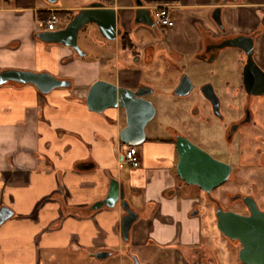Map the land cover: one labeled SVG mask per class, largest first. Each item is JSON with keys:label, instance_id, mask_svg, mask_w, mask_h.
<instances>
[{"label": "crops", "instance_id": "0c3cea01", "mask_svg": "<svg viewBox=\"0 0 264 264\" xmlns=\"http://www.w3.org/2000/svg\"><path fill=\"white\" fill-rule=\"evenodd\" d=\"M94 2L114 8L119 26L131 39L138 2L174 3V25L163 32L167 53L158 55L160 48L155 47L153 57L187 60L194 72L207 63L197 55L218 32L212 14L219 7L228 35L253 37V58L264 71V0H84L61 5L0 0V71L48 72L71 83L47 94L31 84L0 85V209L12 212L0 225V264H61L67 257L76 259V264H135L136 260L138 264H191L203 252L216 264H237L240 246L217 229L214 204L176 174L175 146L146 137L140 145L142 165L134 169L121 161V111L108 108L97 113L86 105L87 91L97 80L127 87L140 83L139 63L132 61L134 50L121 53L118 39L93 40L95 61L87 62L78 60L73 49L37 37L47 30L42 19L45 11L75 13ZM149 9L153 16L154 8ZM95 32L99 31L91 29V36ZM245 60L242 50L231 49L210 63L215 65L208 81L216 85L221 78L227 85H240L227 93H232L234 103L245 97ZM249 108L260 129H243L242 159L236 162L235 173L253 182L255 137L264 132V95L250 99ZM257 168L264 174V164ZM112 178L123 184L125 199L138 214L127 241L120 232L125 211L119 201L113 207L91 209L106 197ZM255 187L242 193L264 206V187ZM195 189H199L196 194ZM202 221L221 234L213 238L219 244L217 251L210 249ZM100 251L109 254L99 259L95 254Z\"/></svg>", "mask_w": 264, "mask_h": 264}, {"label": "water", "instance_id": "95a60500", "mask_svg": "<svg viewBox=\"0 0 264 264\" xmlns=\"http://www.w3.org/2000/svg\"><path fill=\"white\" fill-rule=\"evenodd\" d=\"M55 3L56 0H45ZM233 1V0H224ZM135 10V23L154 27L153 16L148 8L138 2ZM221 9L215 8L213 20L221 27ZM119 16L112 7L94 2L79 9L68 23L55 30H43L37 37L47 44H59L73 49L79 57L85 56L78 44L80 31L88 24L97 27L99 33L107 40H115L121 34L117 27ZM254 40L252 36L238 35L225 40L220 47L240 49L246 55L243 66V87L249 96L264 95V71L253 58ZM20 85H34L41 93L47 94L55 88H66L71 85L69 80L59 79L48 72H35L20 69H5L0 71V85L7 83ZM193 88V84L186 74L181 78L174 94L186 95ZM205 97L219 108V100L211 85L203 88ZM152 93L150 88H139L136 91L118 87L105 81L97 80L88 89L86 105L94 112L102 113L107 108L122 107L126 113V125L119 132L120 140L128 145L142 144L146 139L145 126L154 117L155 107L150 100L143 96ZM178 155L176 173L188 185L197 186L206 196L227 181L233 170L232 166L212 157L205 150L193 144L185 137L178 136L175 140ZM245 204L248 214L244 215L231 210H224L221 206L215 208L217 229L230 241L239 244L238 259L243 264H264V211L261 210L251 195L238 196ZM125 211L121 218L120 232L124 241L129 239L130 230L137 220L138 214L125 199L124 186L116 179L110 180L106 197L94 203L92 210L104 206L113 207L117 202ZM12 216V212L3 207L0 209V225ZM109 253L100 251L95 257L103 259Z\"/></svg>", "mask_w": 264, "mask_h": 264}, {"label": "rangeland", "instance_id": "374dc122", "mask_svg": "<svg viewBox=\"0 0 264 264\" xmlns=\"http://www.w3.org/2000/svg\"><path fill=\"white\" fill-rule=\"evenodd\" d=\"M81 1L84 0H58L55 4H77ZM75 13L57 12L56 26L60 27L67 24L69 18L71 19ZM91 29L93 28L88 24L79 33L78 44L83 51H87V56L77 57L78 60L87 59V62H90L95 58V56L92 55L91 49L97 45L93 40L108 41L106 39L104 40L99 32H95L94 35L91 36ZM163 31L165 32V29H163ZM84 37H86L87 40H85ZM132 37L136 45L145 42H153L157 44V49L160 47L162 48L160 34L156 33V31L148 26H136L134 31H132ZM90 40L95 43V46ZM94 61L95 60L92 62ZM121 64L123 65L124 63ZM131 65H133V63ZM150 65V67H144L142 63L137 64V70L140 71V83L146 84L149 88L155 91V93L148 97L155 106L156 114L145 127L147 140H152L155 137H167L165 127L173 126L177 130L185 133L191 141L209 153L212 157L230 163L233 168L236 169L237 165L235 157L238 155V145L234 143L229 146L224 141L222 131L216 130L219 125L212 116L209 103L199 94L198 91L205 83L213 85L221 100V111L226 115L229 114L230 108L233 107L231 105L229 106L228 102L233 103V101L236 100H233L230 96L232 93H230V95H227V93L231 92L232 89L239 88L240 85H238V82H232L230 85H226L225 80L220 78L216 81V85L210 83L208 78L209 75H212L211 72L215 65L210 63H205L202 67H198V70H204L200 73L191 70L190 63L187 60L180 62L169 59L168 57H161L160 59L156 58ZM183 73H185L193 82L194 90L186 97L173 96L170 94L168 87H173ZM203 74L204 76H200ZM102 75L107 76L108 74ZM220 88H223L224 91H221ZM207 119L208 121H206ZM255 170L256 171H254L255 173L252 176L253 182H248L247 178L249 177H246L243 174L237 175L235 173L232 177H229L227 181L215 188L212 193L218 196V198L225 200L226 193H235L237 191L242 192L251 189L255 191V185L258 187V190H262L264 187V174H260L261 171L258 172L259 168L257 167ZM197 191H199V189H195L194 193L196 194ZM259 207L264 210L263 205H259ZM233 209H243V206L234 205ZM194 210H197V208ZM202 224L205 226L204 235L206 238H209L210 249L217 251L219 249V244L218 242L216 243V241L214 242L213 238L214 236L220 237L221 234L215 228L206 225L207 221H202ZM76 261L77 260L74 258L67 257L61 264H76ZM237 264H241V262L238 261Z\"/></svg>", "mask_w": 264, "mask_h": 264}, {"label": "flooded vegetation", "instance_id": "af4514ba", "mask_svg": "<svg viewBox=\"0 0 264 264\" xmlns=\"http://www.w3.org/2000/svg\"><path fill=\"white\" fill-rule=\"evenodd\" d=\"M234 1V0H233ZM156 4H154L153 6H146V5H143V7L145 8H152V7H155V6H169L170 7V10L172 12V16L174 18V14H175V11L177 9V6L174 4V3H170V2H166V3H157L155 2ZM138 7V6H137ZM150 10V9H149ZM221 14V13H220ZM213 15V14H212ZM221 17V15H220ZM134 18H135V15H134ZM134 18L133 20L131 21V27L133 25V27H136L138 25H142V26H145L143 24H140V23H135L134 21ZM213 18V17H212ZM215 22V21H214ZM222 23V21H221ZM215 24L217 25L218 27V32L217 34L215 33V35L213 36V40L212 41H209L208 43L205 44L204 46V51L201 53V54H198L197 56L199 58H204V61H206L207 63H211L212 61L215 60V58H217L221 52L224 53V51H229L231 50L232 48H228V47H220V45L227 39L229 38H232L234 36H231V35H228L226 33V30L222 24V26L220 27L216 22ZM119 21H118V25L117 27L121 30V34L118 35L116 37V39H118L119 41V48L121 50V53L124 52V50L126 49H133L134 50V54L132 56V61L133 63H135V61L137 63H142L145 66H148L150 65L153 61H154V57H153V51L155 50V47L157 44L151 42V43H145L143 44L142 46H139V45H136L133 40L131 39L129 33L125 30V28L121 26H119ZM174 25V24H173ZM90 26L95 30L98 31L97 27L93 24H90ZM166 27L168 26H161V27H152V29L154 31H156V33H159L160 34V38H161V45H162V48L160 47V50H159V53L158 55H162L164 52L167 53V46L165 44V36H164V31L163 29H165ZM151 28V27H150ZM134 30V29H133ZM210 34H212L210 31L208 32ZM126 35L128 38H129V42L127 44V46L125 47V45H123V41L121 39L122 36ZM238 36V35H236ZM115 39V40H116ZM74 51V50H73ZM75 52V51H74ZM76 53V52H75ZM85 57V56H84ZM232 57V56H231ZM234 57H236L234 55ZM233 57V58H234ZM173 60H174V57H173ZM175 61V60H174ZM246 61V60H245ZM245 64V63H244ZM122 69H124V67H122ZM204 70L202 69H195V72H202ZM118 74V73H117ZM185 73L181 74V76L179 77V79L177 80L176 84L173 86V87H168L169 89V92L170 94H172L173 96H176V97H186L188 95H190V93L194 90V84L193 82L191 81V83L193 84V88L191 89V91L186 94V95H176L174 94V91L176 89V87L178 86L181 78L183 77ZM211 83V82H210ZM115 85H117L118 87H124V88H128V89H131V90H134L136 91L137 89L139 88H142V87H145V88H149L146 84L144 83H139L138 85H135L133 87H127V86H123V85H119V84H116V83H113ZM209 83H205L203 84L200 89H199V94L209 103V106H210V110H211V113H212V116L213 118L217 121L216 123H218L219 127L216 128V130H221L222 131V135L224 137V141L229 145H233L234 143H236L238 145V155L235 157L236 158V162H240L241 159H242V155H240L239 153V150H240V145L242 144V131L245 127H251L254 131L256 130H259L260 127L258 125V123H256L254 121V118H253V113L251 112L250 108H249V103H250V99H252L253 97L255 96H249L246 92H245V97L243 98V100H237V102L234 103H231V102H228L229 103V106H233L230 108V112L229 114H223V112L221 111V100L219 98V96L217 95L213 85H211L213 87V90L216 94V96L218 97V100H219V108H216L206 97H205V93L203 91V87L205 85H208ZM227 85V84H226ZM70 87V86H69ZM67 88V87H66ZM151 89V88H150ZM153 93H155L154 90H152V93L150 94H146L145 96H143L145 99L149 100V96L152 95ZM155 107V106H154ZM116 109H119L121 111V116L124 120V126L126 125V113H125V110L124 108L122 107H114ZM108 109V108H107ZM106 110V109H105ZM104 110V111H105ZM155 114H156V109H155ZM155 116V115H154ZM208 121V119L206 120ZM148 124V123H147ZM146 124V125H147ZM146 127V126H145ZM165 131H166V134H167V137H164V138H159V137H155L154 139L156 141H159L161 143H170L172 145L175 146V140L177 139L178 136H181V137H185L186 139H188L190 142H192L193 144H195L193 141H191L187 135L179 130H177L176 128H174L173 126H167L165 127ZM146 133V132H145ZM146 140V139H145ZM145 142V141H144ZM143 142V143H144ZM142 143V144H143ZM255 143L257 144L256 148H255V156H254V161L256 162V164L254 165L255 167H260L262 164H264V132H263V136H260V137H255ZM140 145H128V144H125L123 143V146L124 148L122 149V154H121V161H123V157H124V151L126 150L127 147L129 146H137L138 147V150H139V155H140V158L141 157V154H142V150L140 148ZM197 145V144H195ZM262 145V147L260 146ZM176 149V148H175ZM176 156H177V161H178V155H177V151H176ZM229 162V161H228ZM227 163V162H225ZM230 164V163H228ZM142 165V161H141V164L139 167H141ZM231 165V164H230ZM232 166V165H231ZM139 167H132L134 169H137ZM233 168V166H232ZM236 172V169L233 168L232 172H231V175L230 177H232ZM177 174V173H176ZM245 195L244 193L242 192H235V193H226L225 194V200L224 199H220V198H216L214 196H212V192H211V195L207 196L209 201L212 202L215 206V208L217 206H221L224 210H231V211H235L237 213H241V214H248V210L245 206V204L242 203V201L240 199H238V196H243ZM246 195H249V194H246ZM252 196V195H251ZM258 204V203H257ZM227 205V206H226ZM234 205H241L243 206V209H239V210H236V209H233ZM259 206V205H258ZM260 208V207H259ZM261 209V208H260ZM262 210V209H261ZM264 211V210H263ZM233 244L235 245H238L239 244L235 241H231ZM190 259V258H189ZM191 264H216L212 259L211 257H209V255L207 254V252H203L198 261L197 260H190ZM240 262V261H239ZM242 263V262H241ZM135 264H138L137 263V260L135 262Z\"/></svg>", "mask_w": 264, "mask_h": 264}, {"label": "built area", "instance_id": "2783aa9c", "mask_svg": "<svg viewBox=\"0 0 264 264\" xmlns=\"http://www.w3.org/2000/svg\"><path fill=\"white\" fill-rule=\"evenodd\" d=\"M153 13V21L155 27L168 26L171 27L174 24V19L169 6H155ZM47 30H55L57 25V16L54 12H51L47 20L45 21ZM132 167H139L141 164V158L137 146H129L124 151L123 161Z\"/></svg>", "mask_w": 264, "mask_h": 264}, {"label": "trees", "instance_id": "16d2710c", "mask_svg": "<svg viewBox=\"0 0 264 264\" xmlns=\"http://www.w3.org/2000/svg\"><path fill=\"white\" fill-rule=\"evenodd\" d=\"M56 13H57V11H56ZM43 14H44V16H43L42 19H43L44 21H46L47 18L49 17V15H50V12H49V11H45ZM69 20H70V18H69ZM69 20H68V21H69ZM65 25H66V24H65ZM65 25H64V26H65ZM121 39H122V41H123V42H122L123 45H125V47H126L127 44H128V42H129V38H128L126 35H124V36L121 37ZM128 45H129V44H128ZM15 84H16V83H15Z\"/></svg>", "mask_w": 264, "mask_h": 264}]
</instances>
